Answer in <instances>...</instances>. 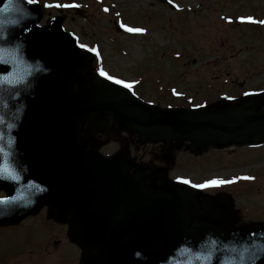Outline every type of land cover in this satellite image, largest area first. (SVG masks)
Masks as SVG:
<instances>
[{
  "label": "water",
  "instance_id": "water-1",
  "mask_svg": "<svg viewBox=\"0 0 264 264\" xmlns=\"http://www.w3.org/2000/svg\"><path fill=\"white\" fill-rule=\"evenodd\" d=\"M8 6L0 0V149L5 153L0 163L9 159L15 179L7 174L0 179L9 199L0 203V225L49 205L53 216L72 222V236L81 244L102 249L97 255L88 251L85 264L117 262L107 249L118 244L110 237L119 236L139 237L126 264H264V243L235 239L256 229L223 233L228 209L220 200L197 199L191 188L157 182L146 192L139 176L138 191L128 192L136 181L117 174L109 161L120 158H105L79 139L81 125L93 114L99 126L112 115L119 129H132L144 140L189 139L198 153L251 145L264 141L263 105L249 100L214 112L150 108L126 90L79 72L90 58L64 31L63 18L42 29L38 5L13 0L3 12ZM19 20L24 24L17 27ZM173 236L183 237L159 240Z\"/></svg>",
  "mask_w": 264,
  "mask_h": 264
},
{
  "label": "rangeland",
  "instance_id": "rangeland-1",
  "mask_svg": "<svg viewBox=\"0 0 264 264\" xmlns=\"http://www.w3.org/2000/svg\"><path fill=\"white\" fill-rule=\"evenodd\" d=\"M71 1L95 3L93 0H47L48 4L53 5L70 4ZM118 1L124 11V22L128 23V26L139 24L147 27L151 39L149 35L142 39L132 37L130 33H117L114 25L116 17L113 14L103 15L97 4H89L87 14L91 18L88 22L81 20L73 12L62 13L67 16L65 29L79 35L84 46L98 47L97 58L104 59V69L113 75L130 77L131 72L138 74L144 69H157L164 81L171 80L183 88V83L178 80V77L183 75L187 78V84H195L193 78L201 75L203 76L200 78L209 79L208 81L221 80L229 73L236 72L235 70L240 71V67L250 65L247 63L256 61L255 76L246 80L247 86L241 90L264 87V18L259 19L256 30L248 28V17L244 16L252 13L256 14V17L264 16V0H175L182 7L180 11L187 13H174L161 0ZM60 9L65 10L64 7ZM192 11L199 14L188 13ZM172 13L180 16L173 17ZM239 14L242 15L239 17L241 27L245 28H232L225 24L224 19H232ZM58 15L60 14L56 7H48L42 24H47L51 18ZM248 41L249 45H245ZM120 50L125 51L127 56L123 57ZM174 61L181 65L180 68L176 67V63H172ZM204 61L210 62V68L195 74L199 70L194 69L204 66ZM186 62L187 67H184ZM133 65L136 68L129 71ZM93 67H96V63ZM169 75H175L177 79H171ZM239 77L240 82L246 79L243 75ZM197 97L200 98L201 94ZM106 141L105 139L103 143ZM116 150L117 145L110 142L102 147L103 153ZM201 159L206 160L194 162L187 157V163L180 168V171L194 178V183H201L203 178L228 169L239 170L248 159H264V149H240L227 153L212 151ZM224 159L233 160L226 162ZM230 191L232 190H227ZM2 194L4 193L0 191V195ZM45 218L46 213L40 212L20 226L0 227V264H50L51 256H45L47 260H44L36 254L29 255V249H32L33 253H39L40 240L44 237L63 239L69 228Z\"/></svg>",
  "mask_w": 264,
  "mask_h": 264
},
{
  "label": "flooded vegetation",
  "instance_id": "flooded-vegetation-1",
  "mask_svg": "<svg viewBox=\"0 0 264 264\" xmlns=\"http://www.w3.org/2000/svg\"><path fill=\"white\" fill-rule=\"evenodd\" d=\"M108 1L111 3L110 6H113L118 0ZM101 8L99 6V9ZM172 63H176L177 68L181 66L177 61ZM93 65L88 71L90 76L96 74ZM183 66L187 67V62ZM130 68L129 71H132L136 66L133 65ZM202 76L193 78L195 84H187V78L184 75L178 77V80L183 83V88L178 87L171 80L164 81L157 69H144L138 74L131 72V76L126 77V79L133 83L131 90L135 95L146 102L149 101L148 103L156 107L187 108V102L184 101L195 100L199 101L200 106L214 111L224 103V100H226L228 108L243 104L247 100L248 95L241 90L245 82L239 83V80L235 79L230 81V86H227V83L222 79L230 78V74L221 78V80L211 79L210 81L207 78V80L200 78ZM169 77L177 79L175 75L174 77L169 75ZM246 78L249 79V76L247 75ZM198 94H201L200 98L197 97ZM179 100L183 101L182 104L176 102ZM107 120L109 124L104 130L99 131L90 122L82 127L80 135L96 146H101L105 139L107 140L105 144L110 142L117 145V150L111 152V154H126L125 159L114 160L120 164V171L124 172L127 178L132 179L135 175L141 176L146 172L148 173L147 186L150 185L152 180L163 179L164 184L178 183L181 180L187 181V174L180 171V168L187 163V157L194 162L206 160L201 159L205 154H192L190 143L186 140L172 141L168 145L163 142H144L139 135L133 132H118L113 126L112 118L108 117ZM251 149L262 150L263 148L252 147ZM224 160L228 162L233 159ZM118 168L119 166H117V170ZM208 177L225 182L218 184V188L211 196L217 197L228 194L232 198L233 211L231 219L225 226L227 232L232 233L247 228L264 227V159H248L244 163V167L239 170L228 169ZM227 190L232 191L227 192ZM65 224L70 227L69 222H65ZM57 238L44 237L40 240L39 253L41 256L45 260H47L45 256H51L50 264H81L84 256L83 247L67 235V232L63 239L61 237ZM110 238V241L118 244L134 240L133 237ZM138 238L136 237L137 240ZM102 239L103 237L99 238V240ZM63 240L65 241L63 242ZM120 248L127 249L129 246L124 245ZM98 249L97 246L94 247V251L99 253ZM108 250L110 256L119 257L120 253L116 252L115 249L108 247Z\"/></svg>",
  "mask_w": 264,
  "mask_h": 264
},
{
  "label": "snow or ice",
  "instance_id": "snow-or-ice-1",
  "mask_svg": "<svg viewBox=\"0 0 264 264\" xmlns=\"http://www.w3.org/2000/svg\"><path fill=\"white\" fill-rule=\"evenodd\" d=\"M39 0H27V3L28 4H35V3H38ZM13 3V0H8V4L9 6L8 7H4L2 9L3 12H8L9 11V8L10 6L12 5ZM46 7H57V8H60V7H64V8H73V7H78V5H75V4H48V5H45ZM128 31H138L136 29H131V28H128L127 29ZM0 63H3L2 60H0ZM104 73H102L103 75ZM110 78V77H109ZM116 83H122L121 81L117 80ZM124 87H130V85H127L125 84ZM0 156H5V153L3 152L2 149H0ZM7 174L8 176H13V172L11 170V165H10V161L9 159L5 158L3 160L2 163H0V179H3L4 178V175ZM13 179H15V177L13 176ZM247 179V178H246ZM184 183H188V181H184ZM225 183L224 181H213L212 184L213 185H216V184H223ZM0 203L2 204H7L9 203V199L7 198H2L0 199ZM245 251H248L247 247H245L244 249ZM232 251H235V249H232ZM196 259H200L199 256L196 257ZM241 259H243V257H241Z\"/></svg>",
  "mask_w": 264,
  "mask_h": 264
}]
</instances>
